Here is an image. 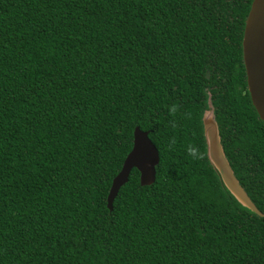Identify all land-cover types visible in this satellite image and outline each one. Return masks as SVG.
<instances>
[{
  "label": "trees",
  "instance_id": "16d2710c",
  "mask_svg": "<svg viewBox=\"0 0 264 264\" xmlns=\"http://www.w3.org/2000/svg\"><path fill=\"white\" fill-rule=\"evenodd\" d=\"M251 4L0 0V264H264V216L223 186L202 124L210 93L264 214V122L242 56ZM136 127L159 153L155 181L133 169L109 210Z\"/></svg>",
  "mask_w": 264,
  "mask_h": 264
},
{
  "label": "water",
  "instance_id": "95a60500",
  "mask_svg": "<svg viewBox=\"0 0 264 264\" xmlns=\"http://www.w3.org/2000/svg\"><path fill=\"white\" fill-rule=\"evenodd\" d=\"M242 56L250 100L259 119L264 122V0H252L245 20ZM206 75L208 77L209 73L207 72ZM202 124L208 162L219 175L223 186L239 204L257 216L263 217L264 214L257 209L240 185L226 158L210 93L208 94V110L203 114ZM158 163L159 153L149 139L148 132L136 127L133 132L132 148L124 159L121 170L112 180L107 196V208L112 210L113 201L120 188L128 182L133 169L139 173L141 186L152 185Z\"/></svg>",
  "mask_w": 264,
  "mask_h": 264
},
{
  "label": "clouds",
  "instance_id": "9594fccd",
  "mask_svg": "<svg viewBox=\"0 0 264 264\" xmlns=\"http://www.w3.org/2000/svg\"><path fill=\"white\" fill-rule=\"evenodd\" d=\"M172 111L174 112L175 111V108H173ZM187 151H188V154L190 156H192L193 158H200V154L198 152V149H196L195 147L189 146L188 149H187Z\"/></svg>",
  "mask_w": 264,
  "mask_h": 264
}]
</instances>
